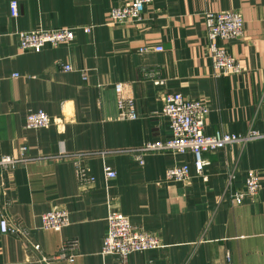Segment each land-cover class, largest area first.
<instances>
[{"label": "crops", "instance_id": "obj_1", "mask_svg": "<svg viewBox=\"0 0 264 264\" xmlns=\"http://www.w3.org/2000/svg\"><path fill=\"white\" fill-rule=\"evenodd\" d=\"M128 2L0 0V157L23 146L30 158L108 152L87 161L95 177L88 186L78 184L67 160H32L3 173L0 221L20 223L22 235L0 231V264L39 259L34 244L54 257L69 240L78 242L73 264H120L102 255L111 211L162 243L131 254L128 264H264V0H154L139 25L111 24V11ZM221 12H238L245 22L242 39L226 43L240 74L216 76L206 50L205 16ZM59 28L74 30V40L40 52L20 50L17 33ZM157 47L163 51H153ZM116 84L133 97L135 120L119 118ZM171 94L208 104L207 135L253 130L263 137L205 154L202 176L191 154H148L141 165L119 153L171 138L162 113ZM39 111L58 124L27 129L28 114ZM183 164L192 168L190 182L167 181L166 171ZM105 166L116 178L106 179ZM249 171L258 174L260 193L256 202L236 205L230 195L244 190ZM55 208L68 212L69 226L42 230L41 217Z\"/></svg>", "mask_w": 264, "mask_h": 264}, {"label": "built area", "instance_id": "obj_2", "mask_svg": "<svg viewBox=\"0 0 264 264\" xmlns=\"http://www.w3.org/2000/svg\"><path fill=\"white\" fill-rule=\"evenodd\" d=\"M154 0H129L122 7L115 8L110 13V23L113 25H139L146 6ZM12 17L18 16V3H10ZM207 29L206 50L212 60L216 76H228L240 74L243 70L241 64L235 60L226 47V43L232 40H240L244 35V19L238 12L207 13L205 16ZM88 32V29H85ZM18 45L22 51L40 52L46 46H58L68 44L75 38L74 30L59 28L45 31L17 33ZM149 48H142L140 52H148ZM153 51L161 52L163 48L157 47ZM63 69L71 71L70 65H63ZM1 82V77H0ZM160 84V82H157ZM123 84L115 85L116 104L118 116L122 120H135L137 118L135 101L127 94ZM163 116L168 120L171 138L167 141L147 142L139 148L120 151L135 157L142 165L143 156L170 152L178 155L191 154L193 166L198 176L203 175V170L209 163L204 155L236 144H246L263 137L257 131L247 134H229L217 131L211 135L205 133L206 118L210 113L208 104L200 100H190L181 94H171L164 98L162 110ZM58 122L43 111L30 112L26 118V128L29 130L46 129ZM60 125V123H59ZM108 152H61L57 155L30 158L27 156V147L20 148L18 153L0 157V181L6 171H12L17 167L32 160H67L72 162L76 179L80 186H88L95 183V177L89 172L87 161L96 156L104 157ZM106 179H114L117 174L109 167H104ZM192 168L189 164L177 165L169 168L165 173L167 181L188 184L191 180ZM234 176L231 174L229 179ZM1 188V187H0ZM261 190L259 176L254 171L246 175L245 188L242 191L233 192L231 201L236 205H242L246 199L256 202ZM108 228L104 238L102 255L116 256L120 264H128V258L133 253H141L158 250L162 247L160 238L153 233L132 226L128 217L118 211H111L107 218ZM70 224L69 214L62 208H55L41 217V229L44 231L60 232ZM0 231L5 235H22L20 223L2 216ZM32 249L39 255V259L30 261V264H52L58 261H67L73 264L78 255V242L69 240L63 243L56 256L50 257L44 254L37 244Z\"/></svg>", "mask_w": 264, "mask_h": 264}]
</instances>
